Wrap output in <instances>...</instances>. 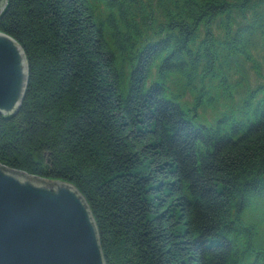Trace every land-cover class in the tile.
Wrapping results in <instances>:
<instances>
[{
  "label": "trees",
  "instance_id": "16d2710c",
  "mask_svg": "<svg viewBox=\"0 0 264 264\" xmlns=\"http://www.w3.org/2000/svg\"><path fill=\"white\" fill-rule=\"evenodd\" d=\"M6 1L0 165L74 185L105 264H264V0Z\"/></svg>",
  "mask_w": 264,
  "mask_h": 264
},
{
  "label": "water",
  "instance_id": "95a60500",
  "mask_svg": "<svg viewBox=\"0 0 264 264\" xmlns=\"http://www.w3.org/2000/svg\"><path fill=\"white\" fill-rule=\"evenodd\" d=\"M6 3L0 0V13ZM27 82L22 47L0 32V114L19 110ZM0 264H105L92 213L74 185L0 165Z\"/></svg>",
  "mask_w": 264,
  "mask_h": 264
},
{
  "label": "rangeland",
  "instance_id": "374dc122",
  "mask_svg": "<svg viewBox=\"0 0 264 264\" xmlns=\"http://www.w3.org/2000/svg\"><path fill=\"white\" fill-rule=\"evenodd\" d=\"M252 54L258 58L260 60V62L263 65L264 68V61H263V55H264V44L263 43H259L256 47V49H254L252 51ZM207 114L210 115L211 114V110L207 109ZM262 217H264V213L262 210H254V211H250L249 213L246 214L245 219L247 222H254V220H261ZM264 234V233H263Z\"/></svg>",
  "mask_w": 264,
  "mask_h": 264
}]
</instances>
